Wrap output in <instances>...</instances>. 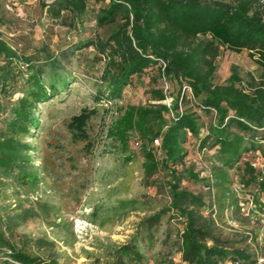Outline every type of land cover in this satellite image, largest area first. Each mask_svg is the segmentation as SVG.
<instances>
[{
	"label": "rangeland",
	"instance_id": "374dc122",
	"mask_svg": "<svg viewBox=\"0 0 264 264\" xmlns=\"http://www.w3.org/2000/svg\"><path fill=\"white\" fill-rule=\"evenodd\" d=\"M105 3L88 0L80 25L71 28L63 22L67 13L53 17L38 0H0V37L20 54L32 55L42 66L44 86L57 89L56 95L38 104L37 127L19 138L28 149L21 151L10 170H0V231L15 249L35 257L37 264H109L115 249L129 241L148 263L167 255L180 264L177 249L183 219L169 211L148 229L140 224L143 217L168 204L164 171L144 174L143 158L133 143L138 140L135 133L129 134L125 146L106 134L116 115L115 106L155 102L148 91H162L166 84L160 103L170 107L178 84L161 76L156 65L133 75L120 99L94 101L102 87L99 76L103 60L92 47L75 46L87 38L105 36L114 26L95 22V10ZM51 61L56 64H49ZM213 63L212 83L224 82L230 65L236 67L244 82L247 73L256 82L264 81V70L246 50L236 53L219 46ZM17 65L20 72L10 93L0 98V129L1 120L26 92L27 73L21 61ZM83 107L96 108L86 124L87 144L72 141L66 128L70 116ZM178 110L193 113L199 126L197 135L185 132L182 136L184 166L210 184L183 178L180 187L201 196L204 205L199 212L213 220L214 232L229 247L243 249L252 257L264 254V228L259 216L247 214L239 205L246 195H253L258 204L255 182L245 185L247 176L242 169L247 162L259 173L264 166L261 153H242L226 170L227 182L217 188L211 174V166L218 165L215 147L199 146V139L214 122V112H204L197 98H184ZM170 116L168 112L167 119ZM152 149L159 155L158 149Z\"/></svg>",
	"mask_w": 264,
	"mask_h": 264
},
{
	"label": "trees",
	"instance_id": "16d2710c",
	"mask_svg": "<svg viewBox=\"0 0 264 264\" xmlns=\"http://www.w3.org/2000/svg\"><path fill=\"white\" fill-rule=\"evenodd\" d=\"M87 1L38 0L41 6H47V12L53 17L61 18L67 13L63 22L71 28H75L76 23L80 25ZM104 1L93 0L95 3ZM94 16L98 26L114 24L105 36L87 38L75 46V49L92 47L103 60L99 76L102 87L95 93V102L120 99L133 75L156 65L161 76L178 84L170 107L160 103L164 98L160 89L148 91L155 102L115 106L116 115L106 130L107 136L123 146L129 134L135 133L144 174L161 169L166 176L168 204L143 217L140 224L148 229L169 211L182 218L177 249L180 264H226V259L250 261V253L229 247L214 232L213 220L199 212L204 205L201 196L179 185L180 180L186 178L210 186L207 179L199 178L184 166L182 136L185 132L197 135L199 126L193 113L178 110V99L181 84H186L193 98L198 99V106L206 113L214 112V122L199 139V146L215 147L218 165L211 166V174L217 188L227 182L226 170L238 162L242 153L258 150L264 159V81L256 82L247 73L248 79L244 82L236 67L230 65L224 82H211L215 69L213 60L219 46L236 53L246 50L264 70V0H106L95 10ZM20 61L27 73L26 92L9 109L8 117L1 120L0 170L3 171L10 170L21 151L28 149L19 138L37 127L38 104L57 94L53 85L44 86L43 69L35 63L36 59L20 54L0 37V98L10 93L11 84L20 72L17 65ZM2 109L0 102V115ZM168 112L171 113L169 119ZM95 114V107H83L70 116L66 128L72 141L87 144L86 124ZM157 137L159 144L154 146L152 139ZM152 147L158 149L159 155ZM242 170L247 176L243 183L255 182V200L259 207H264V166L256 173L244 162ZM3 247L10 250L12 259L37 264L35 257L15 249L0 231V248ZM114 252L109 264H179L167 255L148 263L130 241L119 245Z\"/></svg>",
	"mask_w": 264,
	"mask_h": 264
},
{
	"label": "built area",
	"instance_id": "2783aa9c",
	"mask_svg": "<svg viewBox=\"0 0 264 264\" xmlns=\"http://www.w3.org/2000/svg\"><path fill=\"white\" fill-rule=\"evenodd\" d=\"M163 62H161V66H163ZM167 89V85L164 84V87L162 89V92H164ZM190 98L193 99V95L191 93V89L186 84H181L180 90H179V99L178 104L180 103L181 98ZM171 115V113H170ZM135 146H138V141H133ZM159 144V138L152 139V145L157 146ZM261 201V200H260ZM240 207H242V211H245L247 214H251L252 212L257 213L259 216L262 227L264 228V207L261 206L259 210H257V204L254 201V198L252 195H246L244 199L239 203ZM259 207V206H258ZM261 227V229H262ZM226 264H264V254H258L255 253L254 256L250 261H241L239 259H235L233 261H230L226 259ZM0 264H24L20 261L12 259L10 256V250L8 248H0Z\"/></svg>",
	"mask_w": 264,
	"mask_h": 264
}]
</instances>
